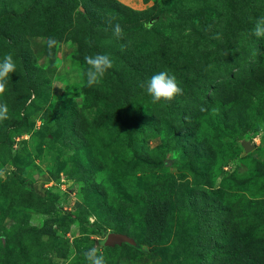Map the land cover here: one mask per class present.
Returning <instances> with one entry per match:
<instances>
[{"label":"rangeland","instance_id":"rangeland-1","mask_svg":"<svg viewBox=\"0 0 264 264\" xmlns=\"http://www.w3.org/2000/svg\"><path fill=\"white\" fill-rule=\"evenodd\" d=\"M261 16L264 0H0V60L17 65L0 98V264H88L94 246L105 264H222L242 227L264 262ZM96 54L113 67L87 87ZM160 71L183 89L171 103L140 87ZM113 233L136 245L108 247Z\"/></svg>","mask_w":264,"mask_h":264},{"label":"clouds","instance_id":"clouds-1","mask_svg":"<svg viewBox=\"0 0 264 264\" xmlns=\"http://www.w3.org/2000/svg\"><path fill=\"white\" fill-rule=\"evenodd\" d=\"M113 34L117 39L122 38L123 30L117 23L113 26ZM251 35L257 39L264 40V16L255 20L254 28ZM214 38H219L214 37ZM58 42L55 38L49 37L47 47L51 51L57 46ZM256 54H261L257 49ZM86 70L84 76L86 78V86H97L105 77L107 72L112 69L113 62L106 54H96L94 56H86L84 58ZM17 71V65L12 54H5L0 60V98L4 97L7 91V85L12 75ZM147 95L151 98L152 103H171L176 97L183 95V89L178 83L175 75L168 71H160L152 75L147 81L140 84ZM201 111L206 109L201 108ZM215 111V109H213ZM9 119V108L6 102H0V122ZM88 264H105V258L102 254H98V248L92 247L84 253Z\"/></svg>","mask_w":264,"mask_h":264},{"label":"trees","instance_id":"trees-1","mask_svg":"<svg viewBox=\"0 0 264 264\" xmlns=\"http://www.w3.org/2000/svg\"><path fill=\"white\" fill-rule=\"evenodd\" d=\"M257 49L258 48L257 46H255V43L252 46H250L249 52H247L246 54H243V61H247L249 58L257 56L256 54ZM235 66L236 65H234V67ZM233 69L234 68H232L231 71H233ZM250 84H249V87H252V88H256L260 86L264 87V72L255 74L252 77ZM210 86H211L210 83H207V82L203 84V87L205 89H209ZM224 102H225L224 104H228L230 106H235V107L238 102L244 103L242 102L240 95H234L232 99L230 97L228 101H224ZM19 181L21 183H25V181L22 179H20ZM244 210H245L244 205H241L240 207L239 206L235 207L233 209V212H235L234 216H236L237 214H241V213L243 214ZM243 228L244 227L240 228L239 231L233 230V234H234L233 242L234 243L236 242L235 244H237V246L232 248V253H229L227 256L224 257L222 264H264V262H262L263 260L260 257V255L259 254L256 255L255 251L250 249V244L248 243L249 237H244L243 233L241 232V231H244ZM104 244L106 245V241L104 242ZM129 246H132V245H129ZM115 247H118V246H115Z\"/></svg>","mask_w":264,"mask_h":264},{"label":"water","instance_id":"water-1","mask_svg":"<svg viewBox=\"0 0 264 264\" xmlns=\"http://www.w3.org/2000/svg\"><path fill=\"white\" fill-rule=\"evenodd\" d=\"M244 146L247 151H250L253 148L249 143H245ZM124 243L132 245V246L136 245V242L132 237H129L125 234H120V233H113L109 235L106 241V245L110 247L119 246Z\"/></svg>","mask_w":264,"mask_h":264}]
</instances>
